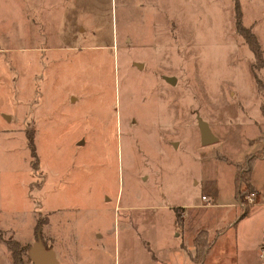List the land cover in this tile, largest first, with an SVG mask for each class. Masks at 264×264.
Here are the masks:
<instances>
[{
    "label": "rangeland",
    "instance_id": "1",
    "mask_svg": "<svg viewBox=\"0 0 264 264\" xmlns=\"http://www.w3.org/2000/svg\"><path fill=\"white\" fill-rule=\"evenodd\" d=\"M239 3L263 41L264 0ZM234 20L232 0H0V264L13 263L3 239L35 241L37 216L65 247L68 222L84 238L101 226L112 245L126 214L178 241L175 204L221 222L201 193L236 204L232 161L264 154V68L250 69ZM197 116L216 140L201 143Z\"/></svg>",
    "mask_w": 264,
    "mask_h": 264
},
{
    "label": "crops",
    "instance_id": "2",
    "mask_svg": "<svg viewBox=\"0 0 264 264\" xmlns=\"http://www.w3.org/2000/svg\"><path fill=\"white\" fill-rule=\"evenodd\" d=\"M254 22L255 20L246 25L251 27L258 45L262 49V59L264 60V40H261L259 31L255 30ZM251 68H253V58ZM261 68H264V64ZM259 136L262 135L257 137ZM28 147L31 153L29 144ZM262 148L263 145L260 149ZM248 155L251 156L246 161V170L249 171L247 182L250 185V190L255 191L256 195L255 203L249 208L246 215L241 216V218H239L241 210L234 202L220 203L219 198L221 197H219L217 189L210 187L208 193L201 194H206L205 196L211 199L210 204L212 206L222 208L224 212L226 211L227 217L225 216L221 222L212 224L209 227L204 220H201V216L197 217L194 215L195 211L186 210L183 204L172 205L175 216L174 223L178 228V232L174 233V236H177L176 238L180 237L178 241H173L170 233L166 234V232L161 231L156 221L151 223V235H146L140 225L135 220H131L126 214L124 218L117 220V228L116 221L112 222V232L115 234L112 245L111 238L109 242L106 240L107 237L103 239V235L107 231L106 229L103 231L101 226L94 227L90 230V234H87L88 238H84L81 232V225L78 223L71 225V222H68V225L64 228V233L68 237V244L65 247L64 243L66 240L64 241L60 235L57 236L52 232H48L50 236L47 237L44 235L47 230L42 232L43 225H47L49 222L48 217L45 215L40 228L42 247L53 250L56 264H104V259L106 258L104 250L107 249L104 248L105 246H112L114 251L117 250L118 264H264V154L260 155L257 150H254V153ZM242 161H239L236 166L232 161L234 170L230 176L229 184L230 198L233 200L237 194L235 191V177L238 175L237 167ZM243 185L241 183V187ZM150 206L153 209H157V205L150 204ZM178 209L181 210L180 215L177 214ZM77 211L80 212L79 209ZM38 217L33 219L34 223L31 230L34 240L36 239L33 235V229ZM199 231L205 234L204 247L196 259L193 260L192 256L195 255L194 238ZM134 232L137 235L132 243L131 237ZM121 235H124L122 243L120 240L122 238ZM9 239H14L20 243L19 239L13 236ZM3 242L8 250L5 239H3ZM135 242L138 243L139 247L141 244L143 245L140 250H133L132 245ZM57 243H59L58 246H56ZM9 252L12 259L11 251Z\"/></svg>",
    "mask_w": 264,
    "mask_h": 264
},
{
    "label": "trees",
    "instance_id": "3",
    "mask_svg": "<svg viewBox=\"0 0 264 264\" xmlns=\"http://www.w3.org/2000/svg\"><path fill=\"white\" fill-rule=\"evenodd\" d=\"M233 15L235 16V22H234V30L238 33V35L242 38L243 42L248 46L249 50L252 52L253 55V67L254 68H260L264 64V60L262 59V49L260 45H258L257 39L251 30V27L247 26L246 23L243 21V15L240 7L239 0H233ZM256 86L257 90L260 93L261 101H260V109L262 112V115L264 116V84L262 81L256 77ZM28 144L30 146V150L32 155L34 154L33 144L31 142L30 136H28ZM250 156H248V159ZM248 170H243L239 175L235 177V185H236V193H239L240 191H247L250 190V185L247 182L248 181ZM242 181L244 183L243 187H241ZM250 207L245 208L244 210H241L239 213V218L241 216L246 215V213L249 211ZM36 223L33 229V235L35 236V239H40V228L43 223V219H39V217L36 219ZM205 234H203L202 231H199L195 238H194V246H195V255L192 256V259L195 260L196 257L200 254V251L204 247V239ZM6 246L9 251H11L13 264H19L20 259L18 258L20 251H26L28 255V248L30 245H20L16 240L14 239H5ZM197 261V260H196Z\"/></svg>",
    "mask_w": 264,
    "mask_h": 264
},
{
    "label": "water",
    "instance_id": "4",
    "mask_svg": "<svg viewBox=\"0 0 264 264\" xmlns=\"http://www.w3.org/2000/svg\"><path fill=\"white\" fill-rule=\"evenodd\" d=\"M166 79L174 81V79L170 77H167ZM196 123H198L199 138L201 139L202 144H208V142L216 140L208 123L202 120L199 116L196 117ZM28 255L32 264H56L53 250L42 247L40 239L35 240L30 245L28 248Z\"/></svg>",
    "mask_w": 264,
    "mask_h": 264
},
{
    "label": "built area",
    "instance_id": "5",
    "mask_svg": "<svg viewBox=\"0 0 264 264\" xmlns=\"http://www.w3.org/2000/svg\"><path fill=\"white\" fill-rule=\"evenodd\" d=\"M240 193H241V191L239 193H237V195H236L237 202L235 204L240 210H244L246 207H250L251 204L255 203V195H256L255 191L252 190L246 195H241L243 193H241V194ZM201 199L208 202L207 197L203 194L201 195Z\"/></svg>",
    "mask_w": 264,
    "mask_h": 264
}]
</instances>
